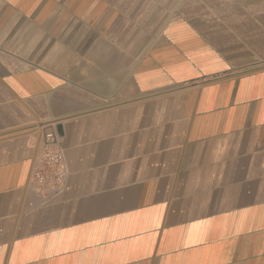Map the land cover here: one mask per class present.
Returning <instances> with one entry per match:
<instances>
[{
	"label": "crops",
	"instance_id": "1",
	"mask_svg": "<svg viewBox=\"0 0 264 264\" xmlns=\"http://www.w3.org/2000/svg\"><path fill=\"white\" fill-rule=\"evenodd\" d=\"M0 264H264V0H0Z\"/></svg>",
	"mask_w": 264,
	"mask_h": 264
},
{
	"label": "built area",
	"instance_id": "2",
	"mask_svg": "<svg viewBox=\"0 0 264 264\" xmlns=\"http://www.w3.org/2000/svg\"><path fill=\"white\" fill-rule=\"evenodd\" d=\"M43 131V139L31 171L30 181L36 191L49 196L65 189L68 164L56 125L47 124Z\"/></svg>",
	"mask_w": 264,
	"mask_h": 264
},
{
	"label": "water",
	"instance_id": "3",
	"mask_svg": "<svg viewBox=\"0 0 264 264\" xmlns=\"http://www.w3.org/2000/svg\"><path fill=\"white\" fill-rule=\"evenodd\" d=\"M58 134H60L59 130H58Z\"/></svg>",
	"mask_w": 264,
	"mask_h": 264
}]
</instances>
